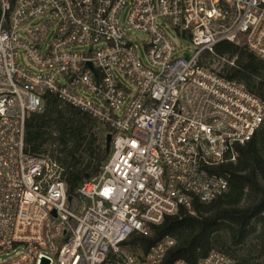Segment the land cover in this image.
Returning a JSON list of instances; mask_svg holds the SVG:
<instances>
[{
    "label": "built area",
    "instance_id": "obj_1",
    "mask_svg": "<svg viewBox=\"0 0 264 264\" xmlns=\"http://www.w3.org/2000/svg\"><path fill=\"white\" fill-rule=\"evenodd\" d=\"M221 41L264 59V0H0V256L14 253L0 264H101L133 232L227 191L220 167L263 124L264 102L202 62ZM47 93L111 134L70 202L58 163L25 148ZM172 244L125 264H159ZM197 264L231 260L213 250Z\"/></svg>",
    "mask_w": 264,
    "mask_h": 264
},
{
    "label": "trees",
    "instance_id": "obj_2",
    "mask_svg": "<svg viewBox=\"0 0 264 264\" xmlns=\"http://www.w3.org/2000/svg\"><path fill=\"white\" fill-rule=\"evenodd\" d=\"M214 53L213 57L225 60L218 70L221 76L241 84L264 102V59L245 44L229 41L217 43ZM207 57L212 55H204L203 63ZM109 132L85 111L47 93L42 112L26 118L24 142L28 153L48 155L58 163L67 195L76 198L81 184L97 176L107 160L105 136ZM236 148V161L220 167L230 174L226 192L209 201L194 200L189 209L180 207L159 224L150 225L147 235L130 234L120 248H127L131 257H144L152 246L170 237L173 244L159 264L177 259L197 264L213 250L227 255L231 264H256L251 247L236 253L227 244L260 246L264 252V122ZM108 261L125 264L124 255L112 251L101 264Z\"/></svg>",
    "mask_w": 264,
    "mask_h": 264
},
{
    "label": "rangeland",
    "instance_id": "obj_3",
    "mask_svg": "<svg viewBox=\"0 0 264 264\" xmlns=\"http://www.w3.org/2000/svg\"><path fill=\"white\" fill-rule=\"evenodd\" d=\"M126 16V11L123 13V18ZM166 32L168 33V35H170V37L172 38V40L176 43H182V44H186L185 41L183 40H180L168 27H166ZM146 36L142 33H134L133 34V41L134 43L138 46V49H139V52H140V55L141 57L144 59V52L143 50L141 49V46L139 44V40H142V39H145ZM182 51H185V50H182ZM225 60L224 59H220V58H217V57H207L206 59H204V62L205 64L209 65L212 69H216L217 71L220 69L222 63L224 62ZM74 206L76 205L77 201H74ZM257 232L254 234L256 235ZM254 235H252L251 237H254ZM254 242V241H253ZM227 246L231 249V250H236V253H245V250L248 248V247H251L252 249V253H251V256L253 257L254 259V262L256 264H264V252H260V246H251L250 244L248 245H241V246H238V247H234L233 245L231 244H227ZM114 253H122L123 255H128L129 254V251L127 248H124V247H121L117 252H114ZM128 253V254H127ZM14 255V253H11L9 255H1L0 256V261L1 260H5V259H8L10 257H12ZM141 255L136 257L138 259H140ZM142 258V257H141ZM103 264H114L113 262H106V263H103Z\"/></svg>",
    "mask_w": 264,
    "mask_h": 264
},
{
    "label": "water",
    "instance_id": "obj_4",
    "mask_svg": "<svg viewBox=\"0 0 264 264\" xmlns=\"http://www.w3.org/2000/svg\"><path fill=\"white\" fill-rule=\"evenodd\" d=\"M110 140H111V134L108 133V134H106V136H105V149H106L107 151L109 150V147H110ZM67 201H68V202L71 201V197H70V196H68ZM48 263H49V261H48V259H46V258H42L41 261H40V264H48Z\"/></svg>",
    "mask_w": 264,
    "mask_h": 264
}]
</instances>
